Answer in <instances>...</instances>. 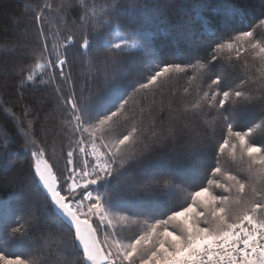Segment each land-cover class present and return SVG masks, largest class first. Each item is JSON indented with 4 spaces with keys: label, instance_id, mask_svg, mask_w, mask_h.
Instances as JSON below:
<instances>
[{
    "label": "snow or ice",
    "instance_id": "obj_1",
    "mask_svg": "<svg viewBox=\"0 0 264 264\" xmlns=\"http://www.w3.org/2000/svg\"><path fill=\"white\" fill-rule=\"evenodd\" d=\"M76 3V31L65 34L71 0L55 7L45 0L39 10L26 5L37 47L29 48L26 31L5 45L32 58L17 71L25 72L20 85L55 86L60 139L49 155L28 111L22 123L4 109L24 144L23 156L9 153L13 141L4 138L0 170L26 161L27 171L0 197V264H264V19L237 31L242 13L234 5L211 8L213 24L205 5L185 0L199 27L178 25L166 50L158 41L170 33L153 0ZM52 13L59 26L49 23ZM75 45L87 67L79 93L65 73ZM137 53L140 60L118 58ZM242 55L241 69L229 71ZM182 77L183 94L194 90V98L165 104V91ZM94 80L105 90L93 94ZM165 110L170 120L177 112L202 118L207 131L158 126Z\"/></svg>",
    "mask_w": 264,
    "mask_h": 264
},
{
    "label": "trees",
    "instance_id": "obj_2",
    "mask_svg": "<svg viewBox=\"0 0 264 264\" xmlns=\"http://www.w3.org/2000/svg\"><path fill=\"white\" fill-rule=\"evenodd\" d=\"M45 0H0V154L3 153L5 143L4 138L7 136L13 142L7 145V151L9 153H19L23 156L22 145L24 139L20 136L18 131V125L13 118L4 112V109H8L19 117L20 121L25 122L24 113L28 111L29 115L27 120H34L33 134L37 139V142H43L47 140L49 155L52 154V143L56 137V132L59 129V122L55 119L57 113L53 111L56 106V93L54 91L55 86L39 84H23L20 85V81L25 75V72L17 71L23 67L25 71L27 66L32 63L30 56H25L21 59L19 51H7L5 45H11L17 38H19L22 32H27L26 42L29 48H36L37 45L36 35L37 26L33 19V12L29 11L26 5L39 10ZM53 6L60 4L62 0H51ZM74 7L69 11L66 18L65 34L70 31H76L77 25L73 21H78L81 14L79 5L76 0H71ZM185 0H153V6L156 10V14L160 19L164 20V23L160 25L161 29L165 32H169L168 36H161L158 43L166 50L173 46V36L175 35L177 26L180 24L190 25L193 28L199 27V21L195 19V13L191 7H183ZM188 4H203L209 11H206L204 15L208 16L213 24L217 23L219 17L212 16L210 9L224 4H231L237 7L242 16L233 24L235 30L249 29L256 27L259 24V20L264 19V0H188ZM58 17L55 13L49 16V23L55 26L58 25ZM47 28V26H46ZM79 39V37H77ZM27 51V50H25ZM78 51V45L72 46L69 49V67L65 69L66 75L71 74L72 80L75 82L77 93H79L85 81L84 73L87 72V67L76 57ZM107 53H92L94 58L106 56ZM121 60H140L141 55L139 53L132 56H120ZM245 56L242 55L241 62L236 65V68L229 71L236 72L242 67V62ZM126 68L129 65H125ZM135 75V70L130 71L129 75L123 78L124 84H127L129 80ZM60 86L63 87L65 94L71 91V86L60 82ZM186 77H182L176 80L169 89L164 93V103L167 104L169 100L173 102L176 107L186 101H190L195 96L193 90L191 94L184 95L183 89L187 87ZM90 88L93 94H98L104 91V84L100 80H94L90 84ZM194 88V86H193ZM175 91L176 95L173 96L172 92ZM159 99V98H158ZM49 113H51L49 115ZM155 115V112H154ZM175 119H169V113L167 110L160 113L157 116V123L160 126V122L163 121V127H174L178 131L183 128L185 124H189L192 127L199 129L201 132H206L207 129L203 126L202 118H194L190 115L182 113H175ZM47 116V121L45 118ZM150 118H146L144 123H149ZM247 123V122H246ZM45 129L46 131L42 130ZM259 140H264V137H258ZM62 145L57 143L56 155L61 157L62 153L60 148ZM206 151H210L208 145H204ZM67 149H64L66 154ZM77 159H79L77 157ZM64 159L59 160V167L62 169L64 166ZM23 165L21 167L20 165ZM227 166V165H226ZM27 171V162L20 161L16 167H13L10 171L0 170V197H7L8 193L21 184L24 179V173ZM187 187V185H186ZM140 193H137L139 195ZM131 195V194H130ZM183 194L178 193L179 199ZM43 228L48 227L42 225ZM128 236L133 235V229H129L125 233Z\"/></svg>",
    "mask_w": 264,
    "mask_h": 264
}]
</instances>
